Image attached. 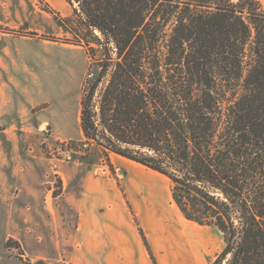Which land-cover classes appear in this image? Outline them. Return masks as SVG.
Listing matches in <instances>:
<instances>
[{
	"label": "trees",
	"instance_id": "16d2710c",
	"mask_svg": "<svg viewBox=\"0 0 264 264\" xmlns=\"http://www.w3.org/2000/svg\"><path fill=\"white\" fill-rule=\"evenodd\" d=\"M65 1L68 18L38 0L63 33L44 39L101 54L85 140L164 177L184 219L222 235L209 264H264V1Z\"/></svg>",
	"mask_w": 264,
	"mask_h": 264
},
{
	"label": "rangeland",
	"instance_id": "374dc122",
	"mask_svg": "<svg viewBox=\"0 0 264 264\" xmlns=\"http://www.w3.org/2000/svg\"><path fill=\"white\" fill-rule=\"evenodd\" d=\"M3 1L0 0V264H36L39 260L50 263L35 253L47 257L42 254L48 253L51 239L42 235L43 241L38 240L39 233L33 230L27 233L20 226V222L27 219L30 207L22 199L18 187L4 185L3 176L7 168L22 167L31 157L41 158L43 164L39 165L47 169L52 162L100 160L99 165L107 173L112 170L110 161L102 156L97 147H82L85 138L79 128L80 101L96 78V62L101 54L91 52L90 60L80 47L44 39L63 36L48 34L47 21L33 14L27 21H13L4 13ZM34 2L38 9H43L38 0ZM29 27L38 31L29 30ZM104 83L99 85L94 101L98 99ZM4 108H8L5 115ZM61 142L70 144L74 152L69 161L55 158L64 149ZM13 150L19 152L21 163L12 159ZM126 165L130 166L129 163ZM123 167L122 172H127ZM134 170L128 177L139 190L132 193L133 199L146 200L150 206L157 194L140 185L146 179L145 172L149 171ZM160 178L164 198L170 200V185ZM146 183L150 184L148 179ZM47 188L51 189V186ZM52 188V194L60 192L58 179ZM161 205L162 201H159L158 207ZM164 207L166 210L168 203ZM186 226L182 227L165 211L156 235L162 264H209L222 250L223 238L215 228L194 223ZM9 240L11 243L6 246Z\"/></svg>",
	"mask_w": 264,
	"mask_h": 264
},
{
	"label": "crops",
	"instance_id": "0c3cea01",
	"mask_svg": "<svg viewBox=\"0 0 264 264\" xmlns=\"http://www.w3.org/2000/svg\"><path fill=\"white\" fill-rule=\"evenodd\" d=\"M42 1L60 17L72 16V7L65 0ZM1 5L13 21H27L33 14L47 21L48 34L63 36L52 16L38 9L34 0H4ZM29 30L38 31L32 27ZM4 110L3 115L8 108ZM12 159L21 163L17 150H13ZM99 161L52 162L47 169L39 165L43 164L41 158L31 157L22 167L6 169L4 185L18 187L22 199L30 207L27 219L21 221L20 226L27 233L32 230L39 233L38 240L43 241V236L51 239L48 253L42 254L49 257L35 254L48 259L50 264H152L139 234L140 229L156 264H162L156 235L165 211L184 228L192 222L180 214L172 202L171 192L170 200L164 198V187L159 183L162 176L159 174L113 154H109L112 170L107 173ZM126 163L130 166H125ZM122 167L127 172L123 173ZM133 169L149 171L145 172L146 179L140 185L157 194L150 206L146 200L133 199L132 193L137 189L134 182L128 180ZM57 179L60 192L53 196L52 186ZM147 179L150 184L146 183ZM48 185L51 189L47 188ZM159 201H162V207H158ZM163 203H168L166 210ZM155 204L157 206L153 208Z\"/></svg>",
	"mask_w": 264,
	"mask_h": 264
},
{
	"label": "built area",
	"instance_id": "2783aa9c",
	"mask_svg": "<svg viewBox=\"0 0 264 264\" xmlns=\"http://www.w3.org/2000/svg\"><path fill=\"white\" fill-rule=\"evenodd\" d=\"M91 76H92V74L90 75V77ZM62 144L64 145L63 146L64 149L59 154L57 153L58 157H55V158L58 161H69L71 159L72 154L74 152L70 148V144H68L67 142H61L60 145H62ZM81 145H82L83 148H88V146H91L89 144V142L86 141V140H84Z\"/></svg>",
	"mask_w": 264,
	"mask_h": 264
}]
</instances>
